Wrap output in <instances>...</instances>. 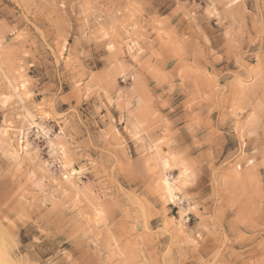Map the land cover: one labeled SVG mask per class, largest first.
Returning a JSON list of instances; mask_svg holds the SVG:
<instances>
[{"label": "rangeland", "instance_id": "obj_1", "mask_svg": "<svg viewBox=\"0 0 264 264\" xmlns=\"http://www.w3.org/2000/svg\"><path fill=\"white\" fill-rule=\"evenodd\" d=\"M0 234L12 264H264V0H0Z\"/></svg>", "mask_w": 264, "mask_h": 264}, {"label": "snow or ice", "instance_id": "obj_2", "mask_svg": "<svg viewBox=\"0 0 264 264\" xmlns=\"http://www.w3.org/2000/svg\"><path fill=\"white\" fill-rule=\"evenodd\" d=\"M213 15H214V13H213ZM21 87H23V88H25V90H27V85L26 84H22ZM39 112L41 113L40 116H37L35 113H33V115H32V119L33 120L43 119L45 117H47V119H51L52 118V116L49 115L50 108H48V107H45V106L41 105V107L39 109ZM34 126L37 128L38 132H44L46 135L48 134L46 132V130L40 128L39 125H34ZM128 131H129V134L132 135L133 139H138V137L135 134H133V130L130 129ZM20 134H21V136H23V129H21ZM157 143L160 146H163L165 141L164 140H159ZM21 144H23V140H21ZM52 147H57V146L56 145H52ZM59 151L61 153L65 152V150L63 148H60ZM156 151L159 153L160 149L157 148ZM65 155H66V153H65ZM177 160H178L177 156L173 155V156L169 157L167 154H161L159 156L158 160H157V169L159 170L160 167H162L164 169V172L161 173V177H162V183L165 186H167V188H168V196H173L174 192L182 194L184 191L188 190L189 184L194 180V175H193V173H191L189 171L188 166L186 164H178V163H176ZM248 163L250 165H252L253 161L252 160H248ZM64 167L66 169H69V170L71 169V165L68 163L67 159H65V161H64ZM171 167H176V168L180 169V177H179V179L176 180L174 186H170L169 185V180H168V177H167V170L169 168H171ZM72 175L74 176L75 173L73 172ZM64 179L68 180L69 176L65 175ZM189 211H192V209H189ZM97 215L99 217V215H101V214L98 213ZM0 264H3V262L0 261Z\"/></svg>", "mask_w": 264, "mask_h": 264}, {"label": "bare ground", "instance_id": "obj_3", "mask_svg": "<svg viewBox=\"0 0 264 264\" xmlns=\"http://www.w3.org/2000/svg\"><path fill=\"white\" fill-rule=\"evenodd\" d=\"M170 185V184H169ZM164 186V191L166 192V194H168V188H167V186H165V185H163ZM171 186V185H170ZM169 198H172V196H169ZM2 231V230H1ZM3 232V231H2ZM2 232H1V234H2ZM0 234V235H1ZM3 235V234H2ZM7 255H8V253H7ZM9 257V256H8ZM3 263H6V264H12L11 262H12V260H11V262H10V259H8L7 258V256L6 257H3L2 258V260H1Z\"/></svg>", "mask_w": 264, "mask_h": 264}]
</instances>
